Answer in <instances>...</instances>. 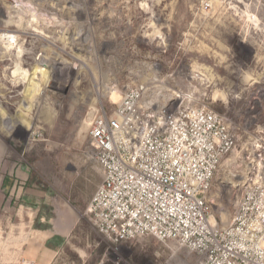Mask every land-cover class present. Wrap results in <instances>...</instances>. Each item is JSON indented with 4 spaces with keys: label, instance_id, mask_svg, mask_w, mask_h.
<instances>
[{
    "label": "rangeland",
    "instance_id": "1",
    "mask_svg": "<svg viewBox=\"0 0 264 264\" xmlns=\"http://www.w3.org/2000/svg\"><path fill=\"white\" fill-rule=\"evenodd\" d=\"M141 85L234 131L208 196L228 224L264 185V0H0V264H197L174 241L114 246L86 214L103 179L90 122Z\"/></svg>",
    "mask_w": 264,
    "mask_h": 264
},
{
    "label": "built area",
    "instance_id": "2",
    "mask_svg": "<svg viewBox=\"0 0 264 264\" xmlns=\"http://www.w3.org/2000/svg\"><path fill=\"white\" fill-rule=\"evenodd\" d=\"M146 94L145 85L131 87L90 122L103 175L86 210L93 229L114 246L174 241L197 264H264V185L243 190L226 225L216 222L208 198L237 143L225 117L172 101L155 109Z\"/></svg>",
    "mask_w": 264,
    "mask_h": 264
},
{
    "label": "crops",
    "instance_id": "3",
    "mask_svg": "<svg viewBox=\"0 0 264 264\" xmlns=\"http://www.w3.org/2000/svg\"><path fill=\"white\" fill-rule=\"evenodd\" d=\"M0 149H1V144H0ZM0 153H1V150H0ZM4 163L5 162H3L2 158L0 157V173L2 169H4L2 168L4 167ZM0 181H1L0 182V197H2L5 194V192L8 190V188H10V184L6 183L7 182L6 177L3 179H0ZM8 181L11 182V179H8ZM22 189L23 187L21 188V192L23 191ZM9 192L12 193L10 190ZM18 212L20 213L19 221H21L20 223H22L23 222V204L22 203L19 205ZM21 247H23V245H21ZM56 249H58V246L57 247L53 246L52 248H49V251H56ZM21 250L23 251V248Z\"/></svg>",
    "mask_w": 264,
    "mask_h": 264
},
{
    "label": "bare ground",
    "instance_id": "4",
    "mask_svg": "<svg viewBox=\"0 0 264 264\" xmlns=\"http://www.w3.org/2000/svg\"><path fill=\"white\" fill-rule=\"evenodd\" d=\"M21 53V52H20ZM20 55V54H19ZM17 69V68H16ZM16 73L19 75V77H23L24 79L28 78V74L24 72L20 67L17 69ZM30 77V76H29ZM224 96V95H223Z\"/></svg>",
    "mask_w": 264,
    "mask_h": 264
},
{
    "label": "trees",
    "instance_id": "5",
    "mask_svg": "<svg viewBox=\"0 0 264 264\" xmlns=\"http://www.w3.org/2000/svg\"><path fill=\"white\" fill-rule=\"evenodd\" d=\"M156 239V238H155ZM156 240H158V239H156ZM159 241V240H158Z\"/></svg>",
    "mask_w": 264,
    "mask_h": 264
}]
</instances>
